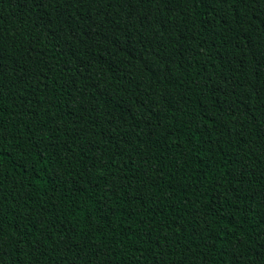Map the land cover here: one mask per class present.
Masks as SVG:
<instances>
[{
    "label": "trees",
    "instance_id": "1",
    "mask_svg": "<svg viewBox=\"0 0 264 264\" xmlns=\"http://www.w3.org/2000/svg\"><path fill=\"white\" fill-rule=\"evenodd\" d=\"M0 264H264V0H0Z\"/></svg>",
    "mask_w": 264,
    "mask_h": 264
}]
</instances>
